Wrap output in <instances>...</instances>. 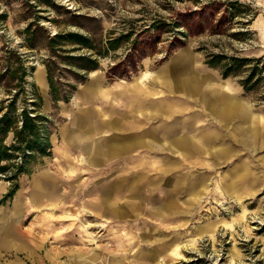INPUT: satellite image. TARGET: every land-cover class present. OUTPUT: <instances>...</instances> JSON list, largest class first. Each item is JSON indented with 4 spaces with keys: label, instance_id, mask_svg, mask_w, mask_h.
<instances>
[{
    "label": "rangeland",
    "instance_id": "rangeland-1",
    "mask_svg": "<svg viewBox=\"0 0 264 264\" xmlns=\"http://www.w3.org/2000/svg\"><path fill=\"white\" fill-rule=\"evenodd\" d=\"M57 31H87L106 53L48 48ZM122 34L116 49L103 48ZM76 54L96 68L67 63ZM212 55L218 66L206 62ZM232 57L239 66L223 75ZM17 63L26 67L23 90L9 73ZM46 63L54 80L74 85L68 101L51 99ZM16 90L18 107L40 97L48 146L9 197L0 174L10 232L0 236L1 262L264 264V0H0V104ZM93 110L113 120L102 143L136 142H113L94 161L67 147L64 130L100 123ZM40 172L53 193L35 203L30 183ZM16 196L25 202L12 216Z\"/></svg>",
    "mask_w": 264,
    "mask_h": 264
},
{
    "label": "trees",
    "instance_id": "trees-1",
    "mask_svg": "<svg viewBox=\"0 0 264 264\" xmlns=\"http://www.w3.org/2000/svg\"><path fill=\"white\" fill-rule=\"evenodd\" d=\"M233 4V3H230ZM68 11V9H66ZM75 17L81 18L78 14ZM156 25V24H154ZM153 25V26H154ZM32 24L29 23L24 29V39L28 47L37 45L33 41V30H31ZM91 33L87 31H57L52 35H46V42L48 48L54 44H63L69 42L73 46V50L79 48H85L91 53H96L98 56L105 55V51L101 50V47L95 43V40L91 37ZM125 38L122 34L118 37H109L103 45L105 50L116 49L120 42ZM54 43V44H53ZM52 48V47H51ZM60 50H64L59 47ZM105 52V53H104ZM69 61L67 63L73 64L76 62L78 69L82 71H88L96 68V59L91 58L86 54L67 55ZM218 55H212L206 62L211 66H218L219 61ZM240 60L238 58H230L229 61L221 64V72L223 75L228 73H234L236 68L239 66ZM26 67L23 65L16 64L10 73L11 78L18 79V83L15 85L17 88H22L24 77L26 73ZM46 76L49 86V93L53 101L63 100L68 101L74 85L66 84L64 87L59 81L54 80L55 75L53 69L49 63L45 64ZM252 72L242 81V85L247 86L251 81ZM18 90L9 98L7 104L4 106V102L0 104V112L3 108L5 111L0 113V174L3 175L4 179L10 181V187L5 193V197L11 196L17 188V178L23 172H29L30 169L27 167L28 162L36 154H44L46 147L48 146L47 131L45 124L47 123L46 118L38 110L40 97L35 92L34 100L23 99L24 105L18 107L16 105ZM6 130L11 131V138L9 142H5Z\"/></svg>",
    "mask_w": 264,
    "mask_h": 264
},
{
    "label": "crops",
    "instance_id": "crops-1",
    "mask_svg": "<svg viewBox=\"0 0 264 264\" xmlns=\"http://www.w3.org/2000/svg\"><path fill=\"white\" fill-rule=\"evenodd\" d=\"M95 80V79H94ZM98 84H96V81H92V83L86 87L87 90H93L95 91L98 88ZM97 112V114L101 117L100 123H97L94 121L91 126L88 128V125L86 126L87 132L84 131H78L75 132L73 129L69 128L63 131L62 135L64 137L65 145L67 147H70L72 149H79L82 153H86L85 158H89V160L94 161L98 156L100 155H110L112 150H113V142H116L119 146L125 147V144L129 140L131 143H135L137 139H133L130 137V139H127L126 137L124 138H118L113 141H109L106 143H102L100 141V136L104 137L102 131H107L104 130L105 127H109L110 125L113 124V120L109 118V115L105 113V111L100 110V111H94ZM84 113V112H83ZM88 114L85 115L82 114L80 117L78 116H71L72 120H80L83 118H86ZM92 132L93 134H98L97 136L93 137V134L90 135L89 133ZM108 135V134H106ZM107 148H106V147ZM34 177H39L41 180L40 184L41 186L39 188H36L35 184L33 183ZM51 180L50 177L46 174V172H40L38 174H35L32 177L31 183H30V192H31V198L36 199L35 203H39V201H45V200H50L52 199V186H50ZM54 185V184H53ZM28 199V198H27ZM13 206L11 209H9L8 213L11 214L12 216H17L20 213V206L25 202L21 197L16 196L15 200L13 201ZM4 212L0 210V236L1 237H6L10 232L8 230L7 225H4L2 219L4 217ZM2 255L0 254V264H16L13 261H6V262H1Z\"/></svg>",
    "mask_w": 264,
    "mask_h": 264
},
{
    "label": "bare ground",
    "instance_id": "bare-ground-1",
    "mask_svg": "<svg viewBox=\"0 0 264 264\" xmlns=\"http://www.w3.org/2000/svg\"><path fill=\"white\" fill-rule=\"evenodd\" d=\"M147 74V72H145L142 76L144 77ZM170 77V76H169ZM207 101V100H206ZM210 101V100H209ZM211 102V101H210ZM223 103V102H222ZM37 188V187H36Z\"/></svg>",
    "mask_w": 264,
    "mask_h": 264
}]
</instances>
